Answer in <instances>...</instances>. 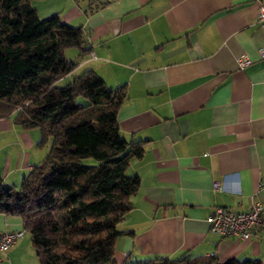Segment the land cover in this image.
I'll return each instance as SVG.
<instances>
[{
  "label": "crops",
  "instance_id": "crops-1",
  "mask_svg": "<svg viewBox=\"0 0 264 264\" xmlns=\"http://www.w3.org/2000/svg\"><path fill=\"white\" fill-rule=\"evenodd\" d=\"M259 3L264 0H30L40 17L56 13L83 29L90 52L67 57L78 63L64 79L92 70L109 88L126 90L119 133L144 151L127 169L140 186L119 223L129 233L116 239V263L212 256L264 264L263 231L240 240L210 232L207 221L215 207H264ZM241 56L252 63L241 69ZM37 132L0 118L4 184H19L45 158L48 146L38 144ZM22 228L20 218L0 213V232ZM1 257L0 264H40L26 233Z\"/></svg>",
  "mask_w": 264,
  "mask_h": 264
},
{
  "label": "trees",
  "instance_id": "trees-1",
  "mask_svg": "<svg viewBox=\"0 0 264 264\" xmlns=\"http://www.w3.org/2000/svg\"><path fill=\"white\" fill-rule=\"evenodd\" d=\"M68 49L90 52L81 26L40 17L30 0H0V118L38 129V144L49 145L19 188L0 172V213L21 219L40 264H118L116 239L129 233L119 223L140 186L127 169L143 144L119 133L124 87L109 88L92 70L64 79L78 63ZM139 264L262 262L156 256Z\"/></svg>",
  "mask_w": 264,
  "mask_h": 264
},
{
  "label": "built area",
  "instance_id": "built-area-1",
  "mask_svg": "<svg viewBox=\"0 0 264 264\" xmlns=\"http://www.w3.org/2000/svg\"><path fill=\"white\" fill-rule=\"evenodd\" d=\"M257 21L264 27V5L258 4ZM258 56L264 59V46L258 49ZM239 67L245 68L252 63L247 56L238 58ZM264 186V181L260 182ZM214 183V188H218ZM210 232L224 237H234L240 240H249L252 236H258L259 231L264 232V207L260 202L250 205L247 210L235 211L226 207H215L208 216ZM25 234L24 229L16 231L0 232V262L1 255L8 251Z\"/></svg>",
  "mask_w": 264,
  "mask_h": 264
},
{
  "label": "rangeland",
  "instance_id": "rangeland-1",
  "mask_svg": "<svg viewBox=\"0 0 264 264\" xmlns=\"http://www.w3.org/2000/svg\"><path fill=\"white\" fill-rule=\"evenodd\" d=\"M72 52H74V49H68V50L65 51V55H66L67 57H72V55H70ZM59 84H63V82H60ZM35 131L37 132L38 130L35 129ZM37 133H38V132H37ZM46 145L49 146L48 144H46ZM46 145H44V146H46ZM44 146H42V147L45 148ZM90 162H91V161H90ZM90 162H89V163H90ZM20 185H21V181H20L19 184L15 185V187H16V188H19Z\"/></svg>",
  "mask_w": 264,
  "mask_h": 264
},
{
  "label": "water",
  "instance_id": "water-1",
  "mask_svg": "<svg viewBox=\"0 0 264 264\" xmlns=\"http://www.w3.org/2000/svg\"><path fill=\"white\" fill-rule=\"evenodd\" d=\"M97 1H105V0H97Z\"/></svg>",
  "mask_w": 264,
  "mask_h": 264
}]
</instances>
